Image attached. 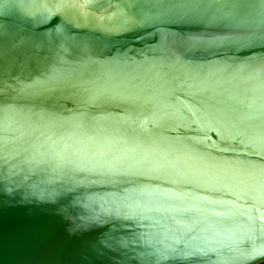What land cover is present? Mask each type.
Listing matches in <instances>:
<instances>
[{"label":"water","instance_id":"obj_1","mask_svg":"<svg viewBox=\"0 0 264 264\" xmlns=\"http://www.w3.org/2000/svg\"><path fill=\"white\" fill-rule=\"evenodd\" d=\"M0 264H264V0H0Z\"/></svg>","mask_w":264,"mask_h":264}]
</instances>
